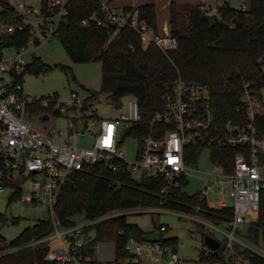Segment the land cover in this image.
I'll return each mask as SVG.
<instances>
[{"label": "built area", "instance_id": "2783aa9c", "mask_svg": "<svg viewBox=\"0 0 264 264\" xmlns=\"http://www.w3.org/2000/svg\"><path fill=\"white\" fill-rule=\"evenodd\" d=\"M99 1L105 18L93 14L82 20L83 25H111L115 28L113 35L128 26L141 34L145 45L154 42L166 53L178 48L177 37L171 33H156L147 19L140 16L137 7L114 8L110 0ZM67 2L40 0L37 7L22 0H0V12L4 9L3 3H8L23 18L19 21L0 19V39L16 35L26 28L30 34L23 46L0 47V194L10 188L13 191L11 201L18 190L22 191L25 180H32L30 195L21 198V201L24 204L45 205L54 226L49 235L36 242H45L49 246V240H57L60 244L56 249L49 250L47 259L58 264H181L182 260L174 247L162 241H140L134 235L128 237L125 245L128 256L108 261L95 259L89 253L90 249L96 247L90 243L95 231L91 233L87 227L124 212L65 226L56 212V205L62 186L72 179L74 173L96 164L112 172L129 173L136 179L143 174L161 176L167 183L161 190L166 195L181 185L182 178L188 179L189 166L197 165L187 161L190 147H202L203 150L231 147L238 150L226 168L213 162L214 168L206 178V186L198 193L209 206L233 207V218L220 223L225 226L224 230L219 223L205 217L198 220L223 234V240H218L221 242L220 248L223 247L228 253L227 261L242 264L245 259H264V245L247 237L249 227L259 217L264 198V134L256 126L257 116L264 111V102L251 91L248 83L241 96L242 106L237 108V118L223 122L214 111L210 88L182 77L174 79L163 89V108L148 119L149 129L147 127L145 133L143 125H137L143 118L140 103L134 97H129L126 107L123 103H112L113 108L123 112L119 118L108 119L87 115L85 99H81L76 92L65 102L59 101L56 93H51L48 100L43 99V103L55 101L56 113L75 109L84 118L83 129H78L76 123L70 120L71 133L62 140H56L50 133L35 128L26 118L28 105L37 99L24 92L19 79L27 73V65L31 62H27L23 55L34 46L58 38V26L61 17L67 13ZM223 5L224 2L219 1L214 5L202 4L201 8L220 17ZM241 8L245 10L247 5L243 3ZM29 17L40 20L34 24ZM135 124L137 126L133 127ZM87 132L92 133L93 144L80 145L79 134L85 136ZM61 133L62 130H59L58 134ZM130 139L138 143L135 159L127 157L121 148ZM114 183H118V180ZM216 185L228 187L229 195L234 200L232 205L224 198L210 203L208 196ZM119 233L123 235L124 230L121 229ZM206 252L215 251L207 247Z\"/></svg>", "mask_w": 264, "mask_h": 264}, {"label": "trees", "instance_id": "16d2710c", "mask_svg": "<svg viewBox=\"0 0 264 264\" xmlns=\"http://www.w3.org/2000/svg\"><path fill=\"white\" fill-rule=\"evenodd\" d=\"M201 5L172 1L171 34L177 37L179 45L169 53L162 51L154 42L145 45L141 34L128 26L113 35L115 28L111 25H83L82 20L93 14L105 18L99 0H68L67 13L59 22L58 39L74 62H102L101 92L107 93L112 103L121 105L125 97H134L139 101L143 120L137 125H143V133L147 127L149 129L148 119L163 108V89L178 77L207 85L212 92L213 108L218 119L222 122L235 119L237 108L242 106L241 96L246 83L253 93L262 98L264 0H247L245 10L232 6L226 0L220 9V17L207 13ZM136 7L140 16L146 18L159 33L155 5ZM3 8L0 19H23L10 4L3 3ZM29 35L26 28L16 35L3 37L0 47L23 46ZM63 68L67 69L65 66ZM49 69L50 66L38 56H34L27 65V73L39 74ZM24 75L20 76V81H23ZM98 94H90L85 100L84 110H89ZM42 103L43 99L35 100L28 105V111H49L56 104L50 101L49 106L45 107ZM256 126L264 134V111L257 116ZM187 151L190 154L188 163L197 164L203 148L190 147ZM237 151L231 147H214L211 156L214 163L226 168ZM115 180L118 183H114ZM187 182V178H182L181 185L165 195L161 190L167 183L161 176L143 174L136 179L129 173L112 172L103 165L86 166L75 172L72 179L62 186L56 212L65 226H73L82 218L95 220L139 207H160L188 213L198 210L203 217L219 224L233 218V207L209 206L198 194H187L183 190ZM21 192L18 190L17 196ZM200 224L205 226L204 223ZM92 226L96 227L95 236L90 241L93 245L102 240L107 232L115 231L116 259L128 256L125 245L129 236L134 235L143 241L149 233L136 224L128 223L124 213L88 226L87 230ZM162 227L160 230L163 233L169 230L167 227L162 230ZM53 229L50 219H40L10 242L0 237V264H58L47 259L49 246L45 242H36ZM121 229L124 230L123 235L119 233ZM208 234L213 235L206 231L204 242ZM247 237L264 245V198L259 217L249 227ZM162 242L176 249L174 239ZM89 253L94 256L95 249H90ZM201 261L206 264H236L233 260L227 261L223 247L214 253L204 250ZM251 263L264 264V259L254 257Z\"/></svg>", "mask_w": 264, "mask_h": 264}, {"label": "rangeland", "instance_id": "374dc122", "mask_svg": "<svg viewBox=\"0 0 264 264\" xmlns=\"http://www.w3.org/2000/svg\"><path fill=\"white\" fill-rule=\"evenodd\" d=\"M235 6L240 7L242 3L247 5V0H233ZM25 4L40 5V0H22ZM29 20L37 24L39 18L29 17ZM34 56L41 57L42 60L50 66L47 72L26 73L23 77V90L35 99H46L51 93H56L58 100L65 102L70 99L73 92L78 93L81 99H87L91 93L97 92L98 97L91 105L87 115L96 114L100 118L116 119L123 112L121 109L113 108V104L107 93L101 92L102 80V62L99 60L92 62H74L58 38H54L48 43L34 46L27 51L23 58L29 62ZM67 67L64 69L63 67ZM129 97L123 99V106H127ZM262 102H264V88L262 89ZM45 107L49 105L42 103ZM78 113V115L76 114ZM72 116V117H71ZM74 116V117H73ZM26 118L33 123V126L43 132L50 133L56 140L67 138L71 129L68 125L69 118L76 123L78 129H83L84 118L78 110L69 109L55 114V107L49 111H40L30 113L27 111ZM71 120V119H70ZM62 130L61 134H58ZM62 138V139H61ZM94 137L92 133L87 132L85 136L79 134L78 141L80 145L91 146ZM127 157L135 159L138 143L135 140H127L121 147ZM214 168L211 159V150L206 148L200 155L195 166H189L188 182L183 190L189 195H196L206 186V178ZM32 180L27 179L23 183V189L20 196H16L11 201L10 197L13 191L8 188L0 194V237L7 242L15 239L24 229L32 226L40 219H50V212L43 204H24L21 198L30 195ZM210 203L224 198L229 204H233V198L229 195L228 187L216 185L211 195L208 196ZM202 200V198H200ZM204 200V199H203ZM128 223L139 226L146 232L160 230L162 226L169 230L177 228L178 235L174 238L176 250L182 260L181 264H206L201 261V253L206 250L207 245L204 242V233L209 231L219 240H223V234L209 225H201L199 220L203 216L198 210L188 213L175 209H165L160 207L136 208L123 211ZM203 219V218H202ZM81 221H86L82 218ZM91 226V225H90ZM95 226L90 228L91 233L95 231ZM222 230L226 229L220 224ZM89 231V230H88ZM116 233L107 232L106 236L100 240L95 247V257L99 259L116 257ZM59 242L49 240L51 250L59 247ZM228 255L227 252H225ZM242 264H252L249 259H245Z\"/></svg>", "mask_w": 264, "mask_h": 264}, {"label": "crops", "instance_id": "0c3cea01", "mask_svg": "<svg viewBox=\"0 0 264 264\" xmlns=\"http://www.w3.org/2000/svg\"><path fill=\"white\" fill-rule=\"evenodd\" d=\"M172 1L173 0H110V3H111V5L114 8L136 7V6L144 5V4H153V5H155V7H156V14H157V25H158V31H159V33L160 34H170L171 33L170 6H171ZM175 1H177L179 3L210 4V5H214L217 2H219V1L225 2V0H175ZM228 1H229V3L232 6L238 7V6H235L233 0H228ZM70 119L72 120V118H69L68 121H70ZM93 257L95 259L105 260V261L112 260V259L115 258L114 257V258L99 259V258H96L95 256H93Z\"/></svg>", "mask_w": 264, "mask_h": 264}, {"label": "water", "instance_id": "95a60500", "mask_svg": "<svg viewBox=\"0 0 264 264\" xmlns=\"http://www.w3.org/2000/svg\"><path fill=\"white\" fill-rule=\"evenodd\" d=\"M177 235H178L177 228L170 229L165 233H163L160 230H157V231L147 233L144 236V240L146 241H167V240H172L176 238ZM205 242H206L207 247L214 251H217L221 246V242L210 234L205 236Z\"/></svg>", "mask_w": 264, "mask_h": 264}]
</instances>
